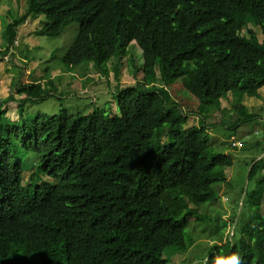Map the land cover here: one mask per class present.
Segmentation results:
<instances>
[{"label": "trees", "instance_id": "16d2710c", "mask_svg": "<svg viewBox=\"0 0 264 264\" xmlns=\"http://www.w3.org/2000/svg\"><path fill=\"white\" fill-rule=\"evenodd\" d=\"M26 4L21 16L9 11L5 55L14 53L20 24L44 15L36 34L57 36L79 23L62 57L67 69L92 62L107 74L132 42L143 64L132 63L134 84L115 87L119 114L94 107L31 118L25 105L51 94L40 82L15 85L23 94L15 120L7 116L13 93L0 99V264H172L171 253L191 257L199 241L205 254L197 264L217 253L264 264L263 156L248 164L247 181L257 186L235 197L239 234L236 225L220 243L211 240L224 234L199 229L211 226L208 210L233 165L226 132L259 117L244 97H259L264 86V0ZM212 130L224 133L219 144Z\"/></svg>", "mask_w": 264, "mask_h": 264}, {"label": "rangeland", "instance_id": "374dc122", "mask_svg": "<svg viewBox=\"0 0 264 264\" xmlns=\"http://www.w3.org/2000/svg\"><path fill=\"white\" fill-rule=\"evenodd\" d=\"M26 7V0H0V34L8 19L9 11L21 16L26 12ZM44 21V15H37L20 24L18 27L20 38L15 42V47L12 48L14 53L11 55L3 53L4 45L0 38V99L6 98L11 92L15 98L8 101L7 116L11 120L18 118L17 101L23 97V94L17 93L18 86L15 85L28 82H40L43 87L49 89V92L51 90V94L47 95L45 99L28 102L25 105V113L31 118L39 114L54 115L61 109L70 114L88 113L94 107L104 109L111 115L119 114L115 87H124L135 83L137 77L133 66H142V49L137 43L132 42L126 56L120 60L112 59L109 62L107 74L99 68H95L92 62H82L76 68L67 69L62 62V57L74 41L79 30V23L77 21L70 23L57 36L36 34L34 31L42 27ZM251 28L260 34L257 27L251 25ZM260 93L259 97H244V103L248 109L258 112L259 117L226 132V135L231 136L226 139L232 141L234 147L227 149V153L232 155L233 165L227 168L225 181L218 186L219 197L211 202L212 208L208 210V213L214 217L211 226L201 224L199 227L201 230L212 232L214 236H217L216 232L224 234L222 241L218 238L211 241L221 243L232 236V230L237 225V218L232 215L233 207L240 211L241 203V199L236 200L235 197H239L242 186L244 188L245 186L247 188L257 186L254 179L250 183L247 181V173L248 164L252 158L264 157V86L260 89ZM228 98L229 100L222 99V106L229 110L232 109L230 101L232 96H228ZM233 114V116L237 115ZM214 119V115H210L206 121L213 123ZM212 134V138L216 139V144H219L225 136L221 130H212ZM229 140L224 141L229 142ZM30 163L31 159L26 157L24 164ZM30 172V169L24 171L25 180ZM258 175L264 176V171ZM45 179L50 181L47 177ZM260 212H264V196L261 199ZM239 231L240 224L238 222L235 233L239 234ZM209 240L210 236L201 241L207 243ZM196 243L195 253L191 257L188 255L189 250L184 253H171L172 264H197L205 252L200 241Z\"/></svg>", "mask_w": 264, "mask_h": 264}, {"label": "clouds", "instance_id": "9594fccd", "mask_svg": "<svg viewBox=\"0 0 264 264\" xmlns=\"http://www.w3.org/2000/svg\"><path fill=\"white\" fill-rule=\"evenodd\" d=\"M205 264H241V258L236 253L227 256L217 253L206 258Z\"/></svg>", "mask_w": 264, "mask_h": 264}, {"label": "built area", "instance_id": "2783aa9c", "mask_svg": "<svg viewBox=\"0 0 264 264\" xmlns=\"http://www.w3.org/2000/svg\"><path fill=\"white\" fill-rule=\"evenodd\" d=\"M15 42H17V41H15ZM10 50L12 51V48H10ZM234 144H235V143H234ZM234 144H233V145H234Z\"/></svg>", "mask_w": 264, "mask_h": 264}]
</instances>
